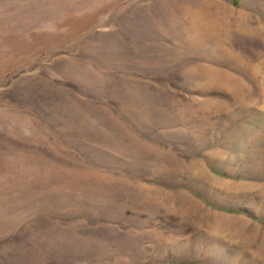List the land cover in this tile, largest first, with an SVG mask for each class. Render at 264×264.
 <instances>
[{"label":"rangeland","instance_id":"374dc122","mask_svg":"<svg viewBox=\"0 0 264 264\" xmlns=\"http://www.w3.org/2000/svg\"><path fill=\"white\" fill-rule=\"evenodd\" d=\"M0 264H264V0H0Z\"/></svg>","mask_w":264,"mask_h":264}]
</instances>
